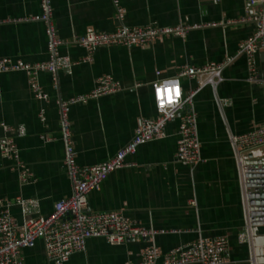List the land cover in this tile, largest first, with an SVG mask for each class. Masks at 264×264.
<instances>
[{
  "label": "crops",
  "instance_id": "crops-1",
  "mask_svg": "<svg viewBox=\"0 0 264 264\" xmlns=\"http://www.w3.org/2000/svg\"><path fill=\"white\" fill-rule=\"evenodd\" d=\"M248 0H118L124 11L116 17L112 0H51L52 20L63 43L60 52L73 61L85 50L73 42L88 31H113L122 22L138 25H193L184 36H160L151 43L96 48L91 62L78 61L69 71L59 69L56 79L39 73L48 100L36 98L21 71L0 75V122L11 127L0 136L12 137L19 157L30 172L22 184L12 161L0 153V199L36 198L39 214L53 211L54 202L71 193L64 164L58 101L89 91L102 74L119 80L122 89L68 107L72 138L79 165H92L112 156L127 143L142 117L155 115L151 83L174 76L184 65H202L233 57L223 69L224 80L215 90L199 89L192 99L196 112L200 154L204 161L190 167L174 158L179 115L166 124V136L139 145L126 157L132 165L108 174L100 189L88 194L92 211L122 210L146 227L178 229L153 239L111 244L87 239L84 250L73 252L63 264H123L138 260L140 251L155 244L163 251L206 237L226 236L227 259L222 264H254L251 244L240 242L244 210L238 173L229 134H239L264 124V83L247 82L245 57L237 54L240 42L258 27L261 3ZM41 0H0V58L26 62L49 59L45 24L39 16ZM258 74L264 76V49L256 54ZM184 95L194 79L181 78ZM216 98L230 101L219 105ZM44 109V120L39 111ZM24 133L19 135L18 127ZM196 204H192L191 200ZM11 213L21 219L20 208ZM24 264H54L45 255L43 242L22 250ZM196 264V263H194Z\"/></svg>",
  "mask_w": 264,
  "mask_h": 264
},
{
  "label": "built area",
  "instance_id": "built-area-1",
  "mask_svg": "<svg viewBox=\"0 0 264 264\" xmlns=\"http://www.w3.org/2000/svg\"><path fill=\"white\" fill-rule=\"evenodd\" d=\"M112 1L116 17L122 20L123 9L119 6L118 0ZM258 2L262 4L256 16L258 27L240 42L237 52L245 57L247 67L245 80L250 83H264V76L258 74L256 60L258 50L264 49V0H248L245 9L248 10L251 4ZM40 7L39 16L32 19L41 20L45 24L49 59L26 62L4 56L0 58V75L9 71L23 72L33 95L46 101L49 97L40 85V72H50L55 80L57 70L69 71L78 61L91 62L94 51L100 46L144 45L160 36H184L193 27L181 22L170 26L160 25L155 21L138 25H126L122 22L113 31H88L74 38L73 42L82 47L85 54L80 60L73 61L68 55L60 52L63 40L51 18V0H41ZM232 59L233 57L202 65H184L174 76L154 80L151 83V95L155 115L142 117L127 143L106 160L92 165H79L76 161L68 107L73 104H84L90 99L121 90L120 81L110 74H102L96 78L94 86L89 91L59 100L58 110L65 145L64 164L71 183V193L55 201L53 211L48 215L39 214V201L36 198L16 196L13 199H0V264H24L22 250L31 247L37 239L43 242L48 261L63 264L73 252L84 250L87 239L92 237L104 238L111 244H121L130 239L141 241L153 239L158 234L177 232L178 229L146 227L122 210H89L88 194L92 190L100 189L102 182L112 171L132 165L126 161V157L134 153L139 145L164 138L167 134L166 124L178 115L180 121L175 160L190 167L204 161L200 154L201 144L192 99L197 91L206 85L215 90L224 80L222 71ZM181 78L194 79L196 82V87L187 95L183 93ZM216 101L220 106L230 103L223 98H216ZM39 117L40 120H44V109H40ZM0 127L4 131L11 130V127L3 122H0ZM18 133L19 135L24 133L22 126L18 127ZM229 142L236 163L244 210V227L238 234V240L251 244V216L244 154L248 150L264 146V124L243 133L229 134ZM0 153L12 161L20 183H28L30 172L20 159L17 144L12 137L0 136ZM191 203L196 204L193 199ZM12 205L20 208V220L11 213ZM228 250L229 242L226 236L199 235L191 242L176 245L165 251L153 243L148 244L140 251L138 260L127 259L123 264H222L227 259Z\"/></svg>",
  "mask_w": 264,
  "mask_h": 264
},
{
  "label": "water",
  "instance_id": "water-1",
  "mask_svg": "<svg viewBox=\"0 0 264 264\" xmlns=\"http://www.w3.org/2000/svg\"><path fill=\"white\" fill-rule=\"evenodd\" d=\"M244 157L254 264H264V146L246 151Z\"/></svg>",
  "mask_w": 264,
  "mask_h": 264
},
{
  "label": "bare ground",
  "instance_id": "bare-ground-1",
  "mask_svg": "<svg viewBox=\"0 0 264 264\" xmlns=\"http://www.w3.org/2000/svg\"><path fill=\"white\" fill-rule=\"evenodd\" d=\"M251 238H252V236H251ZM253 256H254V254H253Z\"/></svg>",
  "mask_w": 264,
  "mask_h": 264
}]
</instances>
